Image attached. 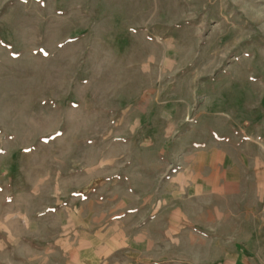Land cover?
I'll return each mask as SVG.
<instances>
[{
	"label": "rangeland",
	"instance_id": "374dc122",
	"mask_svg": "<svg viewBox=\"0 0 264 264\" xmlns=\"http://www.w3.org/2000/svg\"><path fill=\"white\" fill-rule=\"evenodd\" d=\"M206 148L264 159V0H0V264H264L259 200L195 238Z\"/></svg>",
	"mask_w": 264,
	"mask_h": 264
},
{
	"label": "crops",
	"instance_id": "0c3cea01",
	"mask_svg": "<svg viewBox=\"0 0 264 264\" xmlns=\"http://www.w3.org/2000/svg\"><path fill=\"white\" fill-rule=\"evenodd\" d=\"M210 151L211 150H208L207 148L205 150H198L197 153L193 155L194 160H191L190 163L188 162V165H191L189 173L182 171V175L176 176L177 178L173 180L174 182L177 181L176 183H180V179L185 181L180 184L181 186H176V189L173 190L175 196L176 194H180V198H182L181 200L184 198V200H187L188 202L191 201L193 205L198 207V212L194 214L196 217H194L193 220L195 224L194 229L196 231L194 236L199 244L205 242V237L208 239L213 237L211 233L217 231L221 227L219 221L223 220V223L232 222V217L234 215L231 210L232 201L235 202L234 204L239 205V207L245 206L246 209L249 210V204L247 202H242V200H259V202L255 203V206L257 207V204H259L260 207H263L257 209V213L260 212L264 215V159L262 156H246L245 158L241 156L238 162L234 161L228 165H221L219 162L220 160L215 158V154L212 155L213 151ZM163 187L167 189V186L165 187L163 183V185H160L159 187L160 191ZM184 192H186L188 197L185 196ZM149 200L151 199L149 198ZM237 200L239 201L236 202ZM166 201L162 196L161 201L157 204H153L150 201L151 213L153 209L157 207L161 216L162 210L167 208ZM221 204H223V206H221ZM148 205L149 203L147 199L143 206ZM242 215H244V212ZM244 218L241 221L247 222L248 214L244 215ZM151 223L152 222H148L147 224H144L145 232L152 231L153 224ZM181 226L182 225L179 227ZM163 230L164 234L168 235L169 228L164 226ZM255 230L256 243H254V245L264 248V222L262 221L261 226H258ZM205 232H208V235L205 234ZM214 236V239L220 237L219 234H215ZM224 237L229 241L232 238L231 236L226 235H224ZM152 239L153 237L151 236V233L144 235V241L149 246L152 243ZM243 241L244 242L241 244H244L247 248L253 246V243L249 242V238ZM263 253L264 249L262 253L260 251V254L258 253V255L262 254L263 256ZM249 255L248 251L242 253L243 257H241V262H248L249 258L246 257ZM229 261L232 262L231 259H229ZM256 262L264 263V256L263 259H257Z\"/></svg>",
	"mask_w": 264,
	"mask_h": 264
}]
</instances>
